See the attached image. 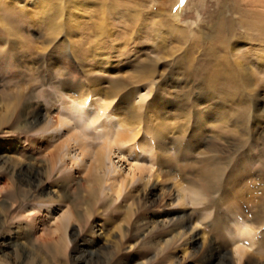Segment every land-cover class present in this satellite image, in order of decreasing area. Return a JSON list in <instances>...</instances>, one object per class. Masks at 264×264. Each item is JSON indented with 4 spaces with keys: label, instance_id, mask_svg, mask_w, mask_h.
<instances>
[{
    "label": "rangeland",
    "instance_id": "374dc122",
    "mask_svg": "<svg viewBox=\"0 0 264 264\" xmlns=\"http://www.w3.org/2000/svg\"><path fill=\"white\" fill-rule=\"evenodd\" d=\"M225 65L247 86L234 101L219 88L211 98L203 96L204 76L216 71L218 86L229 84ZM146 71L151 72L155 104L161 108L157 117L150 114L151 123L161 126L166 146L158 170L168 175L154 192L153 180L147 186L142 181L129 185L118 199L107 185L99 187L90 201V215L83 209L85 198L74 194L79 220L73 212V219L63 220L70 221L66 239L52 240L59 233L54 232L53 218L64 201L57 202L50 190L66 181L69 189L78 185L81 195L86 191L69 169L58 171V163L49 176L30 179L36 192H25L22 167L33 158L43 160L50 148L31 141L39 136L36 126H22L27 102L31 99L33 111L50 112L76 98L88 76L103 82L117 72L131 81ZM240 109L245 117L236 114ZM87 132H94L92 126ZM232 135L242 137V146ZM248 150L263 154L247 155ZM261 162L264 0H0V264H238L234 248L249 234L236 235L235 224L256 233L240 264H264V172H257ZM242 165L247 171L252 167L250 173L230 182V173ZM175 175L173 182L187 188L193 203L168 210L172 206L166 205L165 192L172 180L165 178ZM40 188L49 192L39 194ZM26 207H31L28 213ZM179 211H185L179 221L189 217L191 226L200 225L209 248L184 249L181 239L170 240L175 230L162 221L173 214L178 218ZM25 220L30 231L47 241L26 240Z\"/></svg>",
    "mask_w": 264,
    "mask_h": 264
},
{
    "label": "bare ground",
    "instance_id": "6f19581e",
    "mask_svg": "<svg viewBox=\"0 0 264 264\" xmlns=\"http://www.w3.org/2000/svg\"><path fill=\"white\" fill-rule=\"evenodd\" d=\"M173 29L179 31L177 26ZM261 59L262 55L260 56V60ZM151 69L153 70V68ZM218 70L221 71L223 69ZM227 70L230 81H228V85H225L226 87L220 88L218 86L220 82L219 72L215 71L214 75L211 74L212 76H209L210 74L204 76V79L200 83V90H202L203 96L206 95L211 98L214 91L219 88L222 90V94H224L226 99L234 101V97H236L242 87L245 85L247 86V82L241 80L239 77L237 78V71L235 69L231 72L228 67ZM149 71H146V75H143V73L141 75L139 74V77L137 76L131 81L124 80L117 75V72L113 74V76L106 78L103 82L99 81L97 77L92 78L88 76L86 79L84 78V83L82 82L83 84H80L81 87L77 89L79 94L76 98L61 102V107L54 106L55 108L50 112L41 113L42 111L37 112L30 109L29 101L31 99L27 102V107L25 105L27 111L23 112V118L21 120L22 126L26 128L36 126V132L39 136L34 137L31 141L33 143L45 144L47 148L50 147L47 152L44 153L45 157L43 160L33 158V160H35L33 163L31 161L22 167V170L27 175L26 182L24 181L23 183L25 192L31 194L32 192H36L38 188L36 185L32 184V180L30 179L34 177L36 179L37 177H41V175H46V177L49 176L56 170L58 163H60L59 168H57L58 171L69 169V174L72 173L73 178L80 183V187L85 188L82 190L86 191V195H81L78 185H74L73 188L69 189L67 187L68 182L66 181L61 184L57 183L58 188L50 190V192L52 191V193L55 194L57 202L60 203L64 201L62 205L58 204L59 214L57 213L58 215L56 214L57 216L53 218L54 232L59 231V233L56 236H52V240L59 242L66 239L65 231L70 221L68 224H65L63 223L64 219L70 220L71 218L73 219L74 216H77L75 219L77 221L79 220V212L76 210V206L73 203L77 197L83 196L85 198L82 203L85 204L83 209L88 211L90 215V201L93 198L95 199V193L99 190V187L101 188L103 185H107L109 191L118 199L123 190L127 189L129 185H137V183L142 181L145 182L144 185L147 186L151 180H153L154 183L152 182L153 184L150 190L154 192V189L157 187V182H162L164 177L168 175V171L165 170L166 172H161V169L158 170V160L161 156L160 151L163 152L166 150V146L164 145L165 142L162 143L160 139L162 131L161 126L153 121V124L159 127L149 128V125H153L151 123L152 116H150V114L153 113L154 117H157V115H159L158 113L161 112L160 106L155 104L157 100L155 99L156 93L153 94L154 91H152V86L154 85L151 79V72ZM104 82H106V84ZM144 89L150 90L145 93L143 92ZM185 103L183 104L185 105ZM51 107L53 106L51 105ZM59 108L60 111H58ZM242 112L243 110L240 109L236 114L243 117L244 115L242 116ZM90 126H92L93 133L87 132V128ZM233 136L234 135L231 137L238 141L237 144L242 146V137ZM179 139H181V137ZM255 152H249L248 150L247 155L260 157L263 154L261 151L258 153ZM124 163L127 166L126 170L125 167L123 168ZM154 165H156L157 168L156 171L152 173L151 170ZM247 168L248 171L244 165L237 167L230 173L229 181L234 183L237 177L242 173L246 174V171L250 173V168L252 167ZM257 168L259 169L257 171L258 173L259 171L264 172V163L261 162ZM72 175L69 176L71 177ZM176 177L177 175L168 179L165 178V180L168 181L172 180L171 188L165 192L168 193V202L166 205L172 206L166 208L168 210L187 208L193 203V199L188 195L187 188L176 181L173 182ZM57 180L56 182H58ZM86 188L89 191L86 190ZM38 192H40L39 194L44 192L47 194L49 190L40 188ZM128 192L130 191H127V193ZM74 194L77 195L75 196L76 198L72 197ZM253 199L252 197L250 201H253ZM68 200L70 202L65 204ZM30 209L31 207H26L25 212L28 213ZM51 210H53V208H51L50 205L46 206L47 213H50ZM75 211L77 215H74L76 213L73 214ZM179 212L182 214H178V218L176 217V219H174L175 217L173 214L170 219L165 218V220L162 221V224L171 225L175 230L170 240L181 239L182 244L185 246L184 249L190 246L195 247L204 244L205 247L209 248L210 243L207 241V237H205L203 233H199L198 228L200 225L194 223V225L191 226L189 217H185L179 221L181 215L182 218L184 217L185 211ZM24 222L26 240L34 243H43L45 240L47 241L46 238L44 239L39 234L30 231L28 220ZM235 226L236 235L249 234L246 239L241 241V244L239 243V245H236L234 248L235 257L238 260V264H240L245 254L246 247H251L254 244V236L256 233L252 234L250 232L252 227L248 225L240 226L239 224H235ZM103 239L107 240L106 238ZM93 247L94 242L90 241L89 251L91 253L96 251ZM225 258L228 260L231 259V257L227 255H225Z\"/></svg>",
    "mask_w": 264,
    "mask_h": 264
}]
</instances>
